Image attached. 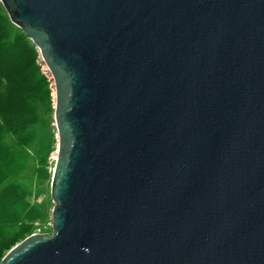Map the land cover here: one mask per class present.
Segmentation results:
<instances>
[{
    "label": "water",
    "instance_id": "water-1",
    "mask_svg": "<svg viewBox=\"0 0 264 264\" xmlns=\"http://www.w3.org/2000/svg\"><path fill=\"white\" fill-rule=\"evenodd\" d=\"M55 83L53 232L0 264H264V0H0Z\"/></svg>",
    "mask_w": 264,
    "mask_h": 264
},
{
    "label": "rangeland",
    "instance_id": "rangeland-1",
    "mask_svg": "<svg viewBox=\"0 0 264 264\" xmlns=\"http://www.w3.org/2000/svg\"><path fill=\"white\" fill-rule=\"evenodd\" d=\"M0 32V39L17 37L20 48L0 52L1 261L30 235L53 232L52 180L59 135L55 83L41 65L39 50L11 22L1 2Z\"/></svg>",
    "mask_w": 264,
    "mask_h": 264
},
{
    "label": "trees",
    "instance_id": "trees-1",
    "mask_svg": "<svg viewBox=\"0 0 264 264\" xmlns=\"http://www.w3.org/2000/svg\"><path fill=\"white\" fill-rule=\"evenodd\" d=\"M30 42H31V40H30ZM17 43H18L17 42V37H15V38L13 37L12 40L9 39V38L8 39L7 38L6 39H4V38L0 39V52H2V51L5 52L6 51V54L9 53V52H15L16 50L20 49V48H18V44ZM31 44H32V42H31ZM22 48H23V46H21V49ZM23 50L25 51L26 48H24Z\"/></svg>",
    "mask_w": 264,
    "mask_h": 264
}]
</instances>
